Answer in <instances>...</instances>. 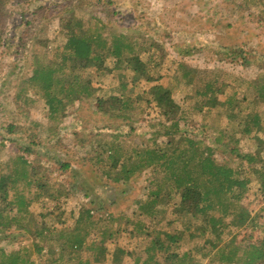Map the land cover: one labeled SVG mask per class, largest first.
Instances as JSON below:
<instances>
[{"label": "trees", "instance_id": "obj_1", "mask_svg": "<svg viewBox=\"0 0 264 264\" xmlns=\"http://www.w3.org/2000/svg\"><path fill=\"white\" fill-rule=\"evenodd\" d=\"M41 1V4L33 6L32 0H0V46H5L3 20L8 6H16L21 20L26 19V14L31 16V20L24 21L26 27L17 38L15 53L21 50L30 53L32 66L29 74L17 84L13 99L20 106L27 107L37 97L43 99L45 121L32 120L35 128L37 126L54 134L77 101L81 100L95 102L96 109L105 111L108 119L116 123L115 127L105 126L108 129L105 133L96 131L90 136L94 152L90 164L99 169L105 181L114 184H125L141 173H147L148 182L153 181L152 184L157 186L155 191L146 195L147 200L154 204L158 195L167 188L178 195V202L172 205V213L187 217L186 221H182V228L172 229L168 228L169 221L163 224L164 217L151 218L152 225L147 231L151 236L153 254L149 259L153 260V264H203L202 260L216 261L217 264H264V235L256 243L241 245L236 242L235 233L231 234L232 228L239 229L253 220L249 211L241 205L248 185L254 180L251 173L256 175L258 189L264 197V138L254 153H241L235 165L230 159L217 161L212 156L214 148L182 132L176 104L167 86L154 84L149 98L140 96L146 92L145 87L149 83L157 82L161 77L163 56L155 47L157 41L152 35L137 29L111 35L106 24L108 21L114 22V13L109 8L111 0H105V3L101 1L98 6L101 7L98 13L105 15V22L95 12L87 10L88 6L95 9L98 5L95 0ZM229 3L238 5L239 9L250 7L247 0H219L214 7L226 8ZM261 3L262 0H256L257 5ZM48 5H53V10L70 7L65 11L71 12L72 32L61 44L40 46L37 35L28 39L27 44V36H30L27 27H31L37 17L45 22L40 24L37 33L48 31L46 25L61 17L63 12H53ZM93 25L99 27L98 31H91ZM174 49L178 57L191 55L195 51L194 48L182 50L175 46ZM7 52H10L9 49ZM110 58L114 60L112 66L106 64ZM176 68L178 79L194 85V99L189 98L187 103L192 112L201 116L204 126L209 128L212 145L225 140L224 145H234L232 151H235L241 138L250 139L259 132L264 134V113L253 108L246 111L237 108L235 99L230 95L222 94L223 97L217 99L222 92L216 87L219 71H202L184 62L176 64ZM201 72H204L203 75L196 81ZM105 80V87L99 88L97 85ZM252 82L253 86L261 89L255 93L256 99L263 100L264 73ZM32 85L31 93H27L26 86ZM151 102L160 109L169 124L148 130L147 138L129 142L128 137H140L144 133L141 130L136 134V129L131 126L148 117L152 110ZM210 116L212 123L207 120ZM9 128L16 130L17 126L10 124ZM20 130L24 137L26 131ZM160 135L166 138L164 144L158 138ZM31 137L29 134L28 138ZM83 143L80 140V145L83 146ZM30 148L31 143L21 148L22 153L10 154L14 161L22 165L21 171L13 166L14 162L8 155L0 161V194L3 202L0 206V233L14 225V228L23 231L25 240H31V249L6 252L0 247V257L8 259L6 264H57L59 255L65 261L76 258L77 264H123L129 251L115 241L113 244L99 242L92 245L91 250L94 251L82 258L78 252L87 249L88 244H84L82 238L71 240L61 237L78 231L84 218L91 217L92 209L89 203L82 204L75 224L70 228L66 224L67 214L63 207V201L73 193L69 183L55 181L32 191L29 174L24 178L25 172L29 171L23 154ZM88 148L91 151V147ZM33 168L30 166L31 172ZM166 176L170 182L161 187ZM14 188L22 191L12 194ZM141 201L139 199L135 203ZM34 204L39 205L34 215L42 221L47 219V223L35 222L36 217L33 219L32 212ZM24 217L26 222L22 223ZM262 219L264 232V216ZM30 222L33 227L27 226ZM114 231L122 232L118 227ZM229 235L232 236L229 238ZM43 241L46 243L42 244ZM182 246H185L184 250ZM33 257L35 260H32Z\"/></svg>", "mask_w": 264, "mask_h": 264}, {"label": "rangeland", "instance_id": "obj_2", "mask_svg": "<svg viewBox=\"0 0 264 264\" xmlns=\"http://www.w3.org/2000/svg\"><path fill=\"white\" fill-rule=\"evenodd\" d=\"M39 1L41 0L34 1L33 6L41 4ZM101 1L105 3V0H95L98 3L95 9L88 6L87 10L95 12L94 14L100 16L105 22V15L98 13ZM247 1L250 3L249 9H239L238 5L233 3H229L226 8L225 6L214 7L219 0H111L112 4L109 8L114 13V22H106L107 31L113 36L123 31L137 29L156 39L155 47L163 56L161 77L157 82L149 83L145 87L146 92L140 96L144 99L149 98L151 86L154 84L167 86L176 104L182 132L214 148L212 156L217 161L230 159L234 161L233 165L239 161L237 157L241 153H254L264 134L259 132L250 139L241 138L235 146V151H232L234 145L228 144V147L224 145L225 140L212 145L209 141V128L204 126L201 116L197 112H192L187 103L189 98L194 99V85L185 84L177 78L179 72L176 64L184 62L191 67H199L202 71H219L216 87H219L222 92L217 99H221L222 94L230 95L235 99L237 108L243 111L253 108L260 111L259 113H264V99L255 97V93L260 92L261 89L253 86L252 82L254 78L264 73V0L259 5L256 4V0ZM81 3L84 2L81 1ZM52 6L47 7L53 10ZM15 7L8 6L6 9L7 15L3 20L6 40L5 46H0V161L5 160L8 155V158L14 162L13 166L21 171L22 165L14 161L11 155L22 153L21 148L31 143V148L23 154L29 171L25 172L24 178L29 174L32 191H36L43 184L49 186L55 181L69 183L73 193L63 201V207L67 214L66 224L70 228L75 224L80 206L89 203L92 209L91 217L84 218L78 231L61 235L71 240L82 238L84 244H88L87 249L78 252L79 256L82 258L86 255L90 256V253L94 251V249L91 250L92 245L99 242L113 244L115 241L129 251V256H126L123 264H153V260L149 259L153 254L150 245L151 236L147 231L152 225L151 218L164 217L163 224L169 221V229L182 228V221H186L187 217L172 213V205L178 202V195L165 188L158 195L156 204L148 201L146 195L155 191L157 186L152 184L153 181L148 182L147 173H141L125 184L105 181L99 169L90 164L94 153L90 136L96 131L105 133L108 130L105 126L115 127L116 123L108 119L105 111L96 109V103L91 100L77 101L54 134H49L37 126L35 128L32 120L45 121L43 99L37 97L28 107L20 106L13 99L17 84H20L23 76L29 74L32 66L30 53L26 50L15 53L17 38L21 30L26 27L24 21L31 20V16L26 14V19L21 20L19 11ZM66 8L70 7H59L53 10V12L63 13L59 19H53L46 25L48 31L37 33L41 27L40 24L45 23L37 17V21H34L31 27H27L30 34L26 39L27 44L28 39L35 35L38 36L37 42L40 46L63 43L73 29L70 24L71 12L66 13ZM91 28V31L96 32L99 27L93 25ZM174 46L182 50L194 48L195 51L191 55L182 54L178 57ZM113 62L114 60L110 58L106 64L112 66ZM203 73L197 75L196 81ZM106 82L107 80L97 86L103 88ZM33 86H26L27 93H31ZM211 119L212 116L207 117L210 123H212ZM10 124L17 126V129L11 130ZM167 124L169 121L165 120L160 109L152 103V110L148 113V117L134 122L131 126L136 129V134L141 130L144 133L140 137H128V141L147 138L148 130H155ZM20 129L26 131L24 137L20 134ZM29 134L32 135L31 138H28ZM158 138L160 142H163L162 144L166 142L165 136L160 135ZM80 140H83V146L80 145ZM88 147H91V151ZM262 155H264V148ZM30 166L34 167L32 172ZM251 176L254 180L248 185L241 205L249 211L253 220L239 229L232 228L231 233H235L237 237L235 240L241 245L256 243L264 235L263 227H261L264 216V197L258 189L256 175L251 173ZM163 182L161 187H165L166 185L163 184L170 182V179L166 176ZM21 191L19 188H14L11 192L15 194ZM139 199L143 200L142 203H135ZM2 205L0 194V206ZM38 207V204L33 205V219L36 217L35 222L39 224L47 223V219L42 221L34 215ZM21 222L25 223L26 217ZM31 224L30 222L27 226L33 227ZM116 227L122 232L115 233ZM231 236L229 235V238ZM0 238V247L6 252L31 249V240H25L23 231L20 232L14 228V225L1 232ZM45 243V241L42 242V244ZM184 247L182 246V250ZM32 260H35L34 257ZM63 260V256L59 255L57 264H77L76 258L71 261ZM201 262L217 264L216 261L202 260ZM2 263H8V259L0 257V264Z\"/></svg>", "mask_w": 264, "mask_h": 264}, {"label": "crops", "instance_id": "obj_3", "mask_svg": "<svg viewBox=\"0 0 264 264\" xmlns=\"http://www.w3.org/2000/svg\"><path fill=\"white\" fill-rule=\"evenodd\" d=\"M34 1H36V0H32V2H31L32 5L34 4V3H33ZM39 2H40V1H39Z\"/></svg>", "mask_w": 264, "mask_h": 264}]
</instances>
